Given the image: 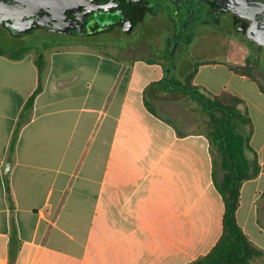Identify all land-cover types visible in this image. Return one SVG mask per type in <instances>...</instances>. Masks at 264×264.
Listing matches in <instances>:
<instances>
[{"label":"crops","instance_id":"obj_1","mask_svg":"<svg viewBox=\"0 0 264 264\" xmlns=\"http://www.w3.org/2000/svg\"><path fill=\"white\" fill-rule=\"evenodd\" d=\"M0 33L9 52L23 49L24 39L1 25ZM122 43L72 40L45 56L43 89L13 151L39 86L38 53H0V264H189L220 240L215 151L175 100L186 94L162 84L175 60ZM217 67L206 61L197 72ZM230 67L242 91L199 84L198 73L194 84L246 102L261 173L243 183L236 218L263 252L250 264H264V92ZM13 227L19 243L11 247Z\"/></svg>","mask_w":264,"mask_h":264},{"label":"flooded vegetation","instance_id":"obj_2","mask_svg":"<svg viewBox=\"0 0 264 264\" xmlns=\"http://www.w3.org/2000/svg\"><path fill=\"white\" fill-rule=\"evenodd\" d=\"M231 4L229 0H0V25L9 22L17 30L29 29L17 36L22 39L38 33L44 41L60 44L132 42L141 52L149 51L150 43L168 46L183 36L201 35H234L264 49L248 39L250 20L228 10Z\"/></svg>","mask_w":264,"mask_h":264},{"label":"trees","instance_id":"obj_3","mask_svg":"<svg viewBox=\"0 0 264 264\" xmlns=\"http://www.w3.org/2000/svg\"><path fill=\"white\" fill-rule=\"evenodd\" d=\"M181 42L190 43L191 39L183 36L179 42L171 43L166 51L168 58L174 59L175 50ZM48 49L49 47L46 49L31 47L12 53L0 49L1 54L13 59H21L33 50L38 53L36 63L40 76L39 86L27 101L21 114L11 142V151L14 150L19 129L29 121L35 100L43 89L42 79L46 70L44 53ZM199 66L200 64L196 65L191 73L182 80L174 77L169 78L167 75V78L162 82L170 92L189 95L209 117L210 129L207 136L215 151L214 175L216 176L218 172L221 174V179L216 182V187L225 205L223 234L206 256L189 264H250L252 259L262 256L263 252L249 241L237 222L236 213L240 204L243 183L256 178L261 173L258 156L251 147L253 122L243 99L226 91L220 95L212 96L206 88L194 84ZM171 67H174V64ZM230 68L240 76H247L257 81L261 91L264 92V87L252 73H242L233 66ZM167 71L169 74L171 68ZM18 243L17 229L13 227L10 245L12 247Z\"/></svg>","mask_w":264,"mask_h":264},{"label":"rangeland","instance_id":"obj_4","mask_svg":"<svg viewBox=\"0 0 264 264\" xmlns=\"http://www.w3.org/2000/svg\"><path fill=\"white\" fill-rule=\"evenodd\" d=\"M6 30V29H5ZM6 33L7 30H6ZM4 35L5 33H0ZM43 35V34H42ZM10 37H13L9 34ZM191 36V34H188ZM41 34H36L24 38L22 41L23 48H41L49 49L44 53L45 56H49L54 50L61 48L62 44L44 41ZM187 37V36H186ZM49 42V43H48ZM71 44V41H67ZM66 43V42H65ZM63 43V44H65ZM125 42L122 43L124 45ZM150 47L147 48V52L138 51V56L159 58L164 61L166 58V51L169 48L164 46L163 43L154 42L150 43ZM156 46V48H154ZM100 51L112 53V49L108 47H94ZM0 49L5 51H13V47L10 45H4L0 41ZM157 49L158 51H156ZM156 51V52H155ZM131 54V52H130ZM165 55V56H164ZM175 66L170 71L169 77L182 80L196 67V65L204 63L206 61L219 62L223 67L207 68L200 72H197L196 82L199 84H212L218 88H225L227 91L230 89L242 91L243 84L239 79L233 78L231 73L227 71L228 66H234L242 73H252L264 87V49L251 45L243 38H237L234 35L230 36H211L201 35L191 38L190 43L181 42L174 55ZM167 64V60L164 61ZM176 99L182 105L186 111L189 110V114L192 123V129L202 128L205 132H209V117L202 111L200 105L195 101H191L186 95H175ZM263 256V255H262ZM260 256V257H262ZM257 257V258H260Z\"/></svg>","mask_w":264,"mask_h":264},{"label":"water","instance_id":"obj_5","mask_svg":"<svg viewBox=\"0 0 264 264\" xmlns=\"http://www.w3.org/2000/svg\"><path fill=\"white\" fill-rule=\"evenodd\" d=\"M66 1V0H65ZM232 4L228 7L232 13L250 20V26L247 31V37L250 41L264 48V3L258 0H229ZM22 20V19H21ZM14 36L26 35L29 29L17 30L6 22L4 25ZM16 29V30H15ZM31 30V29H30ZM69 32V29L62 30ZM11 168V164H7L5 170V179Z\"/></svg>","mask_w":264,"mask_h":264}]
</instances>
